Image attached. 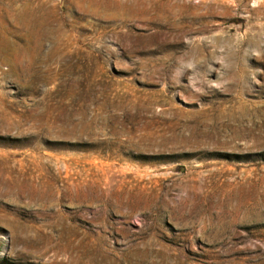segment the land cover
I'll list each match as a JSON object with an SVG mask.
<instances>
[{"label":"rangeland","instance_id":"1","mask_svg":"<svg viewBox=\"0 0 264 264\" xmlns=\"http://www.w3.org/2000/svg\"><path fill=\"white\" fill-rule=\"evenodd\" d=\"M0 264H264V0H0Z\"/></svg>","mask_w":264,"mask_h":264}]
</instances>
